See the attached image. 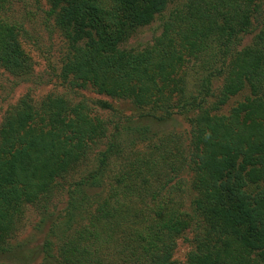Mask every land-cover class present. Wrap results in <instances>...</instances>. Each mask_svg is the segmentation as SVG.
Here are the masks:
<instances>
[{
    "label": "trees",
    "instance_id": "trees-1",
    "mask_svg": "<svg viewBox=\"0 0 264 264\" xmlns=\"http://www.w3.org/2000/svg\"><path fill=\"white\" fill-rule=\"evenodd\" d=\"M6 1L0 66L27 78ZM49 1L71 42L63 78L141 112L109 122L84 101L22 98L0 127V252L76 175L54 264H176L186 233V264H264V0H188L141 51L123 45L175 0ZM188 114V136L166 131Z\"/></svg>",
    "mask_w": 264,
    "mask_h": 264
},
{
    "label": "rangeland",
    "instance_id": "rangeland-1",
    "mask_svg": "<svg viewBox=\"0 0 264 264\" xmlns=\"http://www.w3.org/2000/svg\"><path fill=\"white\" fill-rule=\"evenodd\" d=\"M188 0H175L168 8L148 25L136 29L123 45V48L141 51L152 45L164 29L171 14ZM4 21L15 26L19 42L24 54L32 63L29 77L13 75L0 66V127L7 114L16 107L20 100L29 97L34 104H41L48 96H64L73 103L84 101L88 104L92 115L99 116L109 122H118L126 117L138 116L141 112L129 100L113 99L100 95L92 88H72L62 76V70L70 57V40L65 30L59 25L58 12L53 10L49 0H7L3 10ZM253 35L244 38L243 45H249ZM247 95L233 98L223 113L242 101ZM106 102L112 108L101 109L99 102ZM191 115H176L167 126V132H175L188 136ZM95 165L94 157L82 169H90ZM76 175H71L65 182L63 191L59 193L48 209L28 206L22 223L15 235L9 240L4 251L0 252V264H54L49 261L48 252L57 254L60 241L69 232L66 224L67 198L66 190ZM190 183V180H188ZM193 234L186 233L177 241L174 252L176 264H186L191 251Z\"/></svg>",
    "mask_w": 264,
    "mask_h": 264
}]
</instances>
